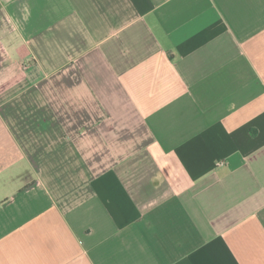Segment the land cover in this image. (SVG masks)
Returning a JSON list of instances; mask_svg holds the SVG:
<instances>
[{
	"label": "crops",
	"instance_id": "crops-1",
	"mask_svg": "<svg viewBox=\"0 0 264 264\" xmlns=\"http://www.w3.org/2000/svg\"><path fill=\"white\" fill-rule=\"evenodd\" d=\"M0 264H264V0H0Z\"/></svg>",
	"mask_w": 264,
	"mask_h": 264
}]
</instances>
